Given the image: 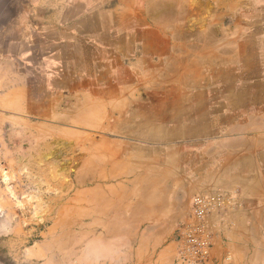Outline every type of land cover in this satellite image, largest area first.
Returning a JSON list of instances; mask_svg holds the SVG:
<instances>
[{
    "label": "crops",
    "instance_id": "crops-1",
    "mask_svg": "<svg viewBox=\"0 0 264 264\" xmlns=\"http://www.w3.org/2000/svg\"><path fill=\"white\" fill-rule=\"evenodd\" d=\"M15 6L19 12L10 13ZM117 9L106 0H24L17 5L0 0V169L16 148L24 153L29 148H71V155L53 157L52 162L79 166L73 149L79 148L81 127L106 120L150 122L153 143L168 156L159 166L168 171L159 174L183 170L177 184L183 204L190 208L191 198L202 192L237 195L239 207L211 217V254L199 264H264V64L253 79L240 80L234 65H225L223 38L215 45L213 60L208 39L200 46L188 41L180 46L175 34L127 31ZM181 47L188 56L176 54ZM177 66L214 72L216 79L193 84L150 81ZM229 74L231 79H225ZM160 84L164 91L157 87L155 92ZM131 88L140 93L135 100L128 99ZM119 134L127 136V130L121 128ZM172 153L183 159L177 164ZM168 180L152 198L135 201L140 215L162 214L170 200L161 192L175 191L168 188L174 186L173 179ZM80 181L72 175L24 179L22 184L30 197L39 198L33 208L40 217L49 208L51 216H79L80 210L91 218L111 210L115 217L127 216L128 200L107 195L117 189V181L97 184L94 179L82 207ZM15 185L0 173V264H56L60 256L47 241L26 246L32 229L14 221ZM94 226L88 230L125 229ZM171 264L181 262L175 257Z\"/></svg>",
    "mask_w": 264,
    "mask_h": 264
},
{
    "label": "rangeland",
    "instance_id": "rangeland-1",
    "mask_svg": "<svg viewBox=\"0 0 264 264\" xmlns=\"http://www.w3.org/2000/svg\"><path fill=\"white\" fill-rule=\"evenodd\" d=\"M18 1L24 0H15L16 5ZM30 1L38 4L40 0ZM106 1L112 9L115 7L119 8L117 11L121 9L125 22L123 28L127 31L135 32L142 28L145 33L175 34L179 39L175 43L180 46L187 41L200 46L201 43H205L204 39H208V44L213 45L209 46L208 55L212 54L213 60L217 53L215 45L219 46L220 38H223L225 65H234L240 80L253 79L259 73L257 71L263 69L264 0ZM18 12L19 9L16 6L10 10V13ZM141 17H143L142 22H140ZM187 38L192 40H185ZM176 54L181 58L184 55L188 56L184 47L177 48ZM160 67L164 68L163 65ZM207 79L215 80L216 74L194 70L184 71L183 66H177L175 71L170 68L168 72L156 74L150 81L162 84L171 81L193 84ZM225 79L230 80V74ZM162 86L161 84L160 87L154 86V91L159 92L161 89L160 92H163ZM157 87L160 89L158 90ZM178 91H184V89L181 88ZM191 91L196 92V89ZM148 93L150 94L149 91ZM137 95H140L138 89H128L129 100H135ZM128 109L130 113L133 105L129 104ZM121 128L124 131L127 130V136L119 134ZM152 134L150 122L96 121L94 127L80 128L79 148L73 149L74 155L76 153L79 155V166L52 162L53 157L61 159L62 156L71 155V148H29V153L16 148L14 153L6 156L0 173L1 176L11 177L16 183L17 214L14 221L17 226L22 225L23 228L32 229L26 246H31L39 240L47 241L50 248H54L56 256H60L59 247H56L58 243L67 238H75L83 240L78 247V252H81L84 249L82 245H85L87 241L82 231H87L89 225H95L96 229L118 225L119 228L117 226L116 229L120 230L122 226L125 229L112 233L110 241L118 246L121 260L119 264H171L175 257L180 261L176 242L179 228L188 217L190 210L188 204L182 203L183 196L177 190V184L182 182L178 180L182 178L183 170L173 168L172 175L159 174L162 170L168 171V169L159 168L168 156L166 152L160 151L158 143H153ZM182 159L181 154L172 153V160H175L177 164ZM115 164L116 168L113 169ZM72 175L79 176L81 180L79 185L81 207L87 203V188L94 179L97 184L109 180L117 181V189L109 191L107 195L109 198L121 196L122 199L128 200L127 216L115 217L117 212L113 210L107 215L101 212L92 218L84 214L82 210L79 216H51L50 213L53 210L49 208L44 210V213L48 215L43 213L44 215L40 217L39 210L33 208V205L39 206V198L28 195V186L22 184L24 179L59 180ZM169 177L173 179L174 186L168 188L175 191L161 192L170 200L165 204L162 214L158 215L156 211L150 216L140 215L134 206L135 201L152 198L159 188L171 183L168 180ZM99 195H104V192L96 194L98 198L102 197ZM100 233L96 231L95 235L99 236ZM181 264L186 263L181 262Z\"/></svg>",
    "mask_w": 264,
    "mask_h": 264
},
{
    "label": "built area",
    "instance_id": "built-area-1",
    "mask_svg": "<svg viewBox=\"0 0 264 264\" xmlns=\"http://www.w3.org/2000/svg\"><path fill=\"white\" fill-rule=\"evenodd\" d=\"M237 195L221 190L202 192L191 198L187 219L182 222L177 238V254L181 262L199 264L207 261L214 240L212 216L239 207Z\"/></svg>",
    "mask_w": 264,
    "mask_h": 264
},
{
    "label": "bare ground",
    "instance_id": "bare-ground-1",
    "mask_svg": "<svg viewBox=\"0 0 264 264\" xmlns=\"http://www.w3.org/2000/svg\"><path fill=\"white\" fill-rule=\"evenodd\" d=\"M95 233L90 230L82 231L83 237L87 241L85 245H82L84 249L81 252H78V247L83 240L67 238L65 241L59 242L57 247H59L60 258L56 264H119L121 261L119 249L117 244L110 241L111 231L107 229L99 236H96Z\"/></svg>",
    "mask_w": 264,
    "mask_h": 264
}]
</instances>
